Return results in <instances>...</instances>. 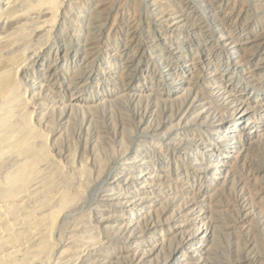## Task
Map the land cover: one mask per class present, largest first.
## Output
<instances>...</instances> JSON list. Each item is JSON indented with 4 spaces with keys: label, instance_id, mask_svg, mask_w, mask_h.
<instances>
[{
    "label": "rangeland",
    "instance_id": "1",
    "mask_svg": "<svg viewBox=\"0 0 264 264\" xmlns=\"http://www.w3.org/2000/svg\"><path fill=\"white\" fill-rule=\"evenodd\" d=\"M0 254L264 264V0H0Z\"/></svg>",
    "mask_w": 264,
    "mask_h": 264
},
{
    "label": "bare ground",
    "instance_id": "2",
    "mask_svg": "<svg viewBox=\"0 0 264 264\" xmlns=\"http://www.w3.org/2000/svg\"><path fill=\"white\" fill-rule=\"evenodd\" d=\"M57 221H58V216H53L52 217V226H51V229L53 230V232L56 229ZM5 257H6V255L0 254V264L4 261Z\"/></svg>",
    "mask_w": 264,
    "mask_h": 264
}]
</instances>
